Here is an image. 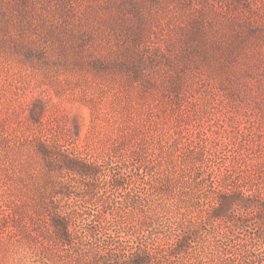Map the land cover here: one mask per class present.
I'll use <instances>...</instances> for the list:
<instances>
[{
	"label": "rangeland",
	"instance_id": "obj_1",
	"mask_svg": "<svg viewBox=\"0 0 264 264\" xmlns=\"http://www.w3.org/2000/svg\"><path fill=\"white\" fill-rule=\"evenodd\" d=\"M137 261L264 264V0H0V264Z\"/></svg>",
	"mask_w": 264,
	"mask_h": 264
},
{
	"label": "trees",
	"instance_id": "obj_2",
	"mask_svg": "<svg viewBox=\"0 0 264 264\" xmlns=\"http://www.w3.org/2000/svg\"><path fill=\"white\" fill-rule=\"evenodd\" d=\"M65 166H66V169L68 171L75 173V174H81L84 176H86V175L89 176L94 171H96L93 169V167L90 163L82 162V161L70 160L65 164ZM68 220H69L68 215H63L59 212L53 213V218H52L53 224L57 229H59L60 234H62L64 236V238H65V235H66V237L70 235L69 221ZM77 231L80 234L86 236V233L83 229L82 230L77 229ZM136 263L140 264L141 262L137 261Z\"/></svg>",
	"mask_w": 264,
	"mask_h": 264
}]
</instances>
